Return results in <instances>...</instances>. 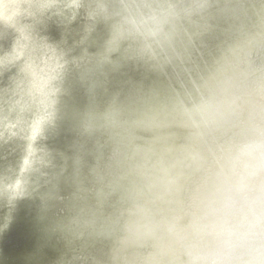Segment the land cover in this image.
Here are the masks:
<instances>
[{
    "label": "clouds",
    "instance_id": "1",
    "mask_svg": "<svg viewBox=\"0 0 264 264\" xmlns=\"http://www.w3.org/2000/svg\"><path fill=\"white\" fill-rule=\"evenodd\" d=\"M198 114L232 134L179 171L151 172L123 222L125 264H264V93L225 88Z\"/></svg>",
    "mask_w": 264,
    "mask_h": 264
}]
</instances>
